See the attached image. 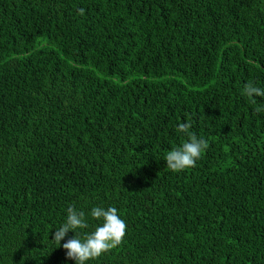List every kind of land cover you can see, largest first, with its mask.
<instances>
[{
  "label": "trees",
  "instance_id": "trees-1",
  "mask_svg": "<svg viewBox=\"0 0 264 264\" xmlns=\"http://www.w3.org/2000/svg\"><path fill=\"white\" fill-rule=\"evenodd\" d=\"M83 8L84 14L78 10ZM264 0H0V264H75L115 207L123 242L86 264H264ZM190 131L208 147L168 169Z\"/></svg>",
  "mask_w": 264,
  "mask_h": 264
},
{
  "label": "clouds",
  "instance_id": "clouds-1",
  "mask_svg": "<svg viewBox=\"0 0 264 264\" xmlns=\"http://www.w3.org/2000/svg\"><path fill=\"white\" fill-rule=\"evenodd\" d=\"M79 15L84 14V9L78 10ZM243 95L247 97H264V88L255 86L249 82L243 89ZM257 113L264 111V108L256 107ZM191 122L181 123L177 131L187 134L188 141L182 146L169 151L165 156L168 169L173 172H180L187 168L195 167L197 160L208 147V143L203 138H198L195 133L190 131ZM90 215L95 220H102V226H97L92 232H85L83 238L77 230L87 229L89 224L86 220V213L78 210L74 206L67 208L66 222L56 229L53 239L58 247L69 231H73L75 236L65 242L62 247L66 250V256L75 261V264H86L87 261L98 258L104 253L116 248L123 242L126 235L127 225L120 218L115 207L107 209L103 207H93Z\"/></svg>",
  "mask_w": 264,
  "mask_h": 264
}]
</instances>
